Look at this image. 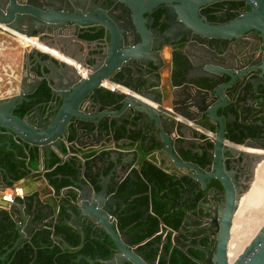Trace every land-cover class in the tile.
I'll list each match as a JSON object with an SVG mask.
<instances>
[{
	"label": "water",
	"instance_id": "obj_1",
	"mask_svg": "<svg viewBox=\"0 0 264 264\" xmlns=\"http://www.w3.org/2000/svg\"><path fill=\"white\" fill-rule=\"evenodd\" d=\"M220 1L233 0H0V32L19 39L21 36L36 38L72 61L68 63L25 46L27 62L22 72L21 93L15 98L0 100V133L5 131L38 147L43 162L53 151L70 159L71 154L62 150L68 138L80 150L114 142L111 124L115 122L120 128L147 132L148 141L152 138L159 145L154 158H159L161 169L176 175L177 165L189 169L184 152L192 153L195 140L201 137L200 131L188 126V123L194 124L215 135V141L209 143L212 151L207 150L208 144L201 147L200 156H205L214 166L194 169L197 178L193 189L206 190L207 180L216 179L223 188L218 203L225 202L220 217L214 212L218 216L214 221L217 230L213 232L216 247L194 248L205 255L204 264H264V222L239 257L229 259L235 215L254 182L240 193V187L234 184V172L219 158L221 151L233 148L231 145L258 152L263 149L254 142L239 145L227 140L226 125L234 128L237 118L233 113L220 115L218 112L229 104L228 88L235 80L228 71L227 48L249 36L261 43L264 53V0H234L242 1L249 11L226 22H218L217 16L215 22L202 9ZM157 9L163 14L155 27L153 12ZM162 26H165L163 31ZM84 31L103 32L104 36L101 41L83 40L80 35ZM183 39L189 45L183 53L190 71L184 79L173 78L171 89L155 90V86L161 85L158 77V71L164 66L161 52ZM92 46L95 50L91 54L81 53L82 49L89 51ZM31 54L42 75L33 72ZM40 55L47 59L43 60ZM83 70H88L86 77L82 76ZM258 70L263 76L264 55ZM228 78H231L229 82ZM204 79L212 81L213 86L203 88L196 84ZM44 80L52 93L49 111L43 113V106L39 105L26 117L16 116L13 111ZM260 82L264 85V78L258 77L256 83ZM105 84L118 85L125 92L117 88L110 90ZM107 92L114 98L106 97ZM135 116L141 117L135 126L125 124ZM202 134L208 138L206 133ZM253 154L260 157L255 164L258 167L264 155ZM135 156L131 154L130 162L135 161ZM117 157H113L115 166L111 173L101 177L100 191L88 183H78L79 212L70 224L80 230L85 219L112 238L116 253L106 264H158L133 243L134 234L119 229L117 209L123 205V199L109 193V185L120 166ZM42 183L48 185L46 179ZM6 188L15 189L14 186ZM188 195L191 196L190 191ZM30 202L17 196L1 205L15 216L20 235L16 244L31 239L34 230L41 228L34 222ZM166 243L164 238L157 244L160 254Z\"/></svg>",
	"mask_w": 264,
	"mask_h": 264
},
{
	"label": "trees",
	"instance_id": "obj_2",
	"mask_svg": "<svg viewBox=\"0 0 264 264\" xmlns=\"http://www.w3.org/2000/svg\"><path fill=\"white\" fill-rule=\"evenodd\" d=\"M162 14L163 11L154 14L155 27L160 24ZM161 30H165V26H162ZM103 36V32L92 34L84 31L80 38L97 41ZM40 57L43 60L47 59L45 55ZM30 59L36 62L33 54ZM172 66L174 77L184 79L189 66L179 48L173 50ZM33 71L42 75L38 63ZM196 84L203 88H211L214 83L204 79ZM238 94L236 97L235 94H230L231 99L235 98L230 108L237 122L234 123V128L226 125V139L239 145H244L249 140H264V114L257 116L255 113L250 118L254 109L244 113L241 106L243 96ZM106 97L114 98L110 92L106 93ZM51 98V89L44 80L37 91L18 105L13 113L18 117H26L39 105L43 106L42 111L49 110ZM116 101L117 99L110 104ZM258 101L264 104V90L260 92ZM140 118L135 116L125 121V124L135 126ZM111 128L114 143L119 145L126 140L127 145L123 148H134L136 155L134 162L136 167L131 169L129 175L122 177L115 174L109 185V193L123 199V205L117 209L119 229L134 234L133 243L139 245L141 251H145L148 259H154L158 264H204L205 255L188 244L194 235L191 233L189 213L196 214L195 201L200 200L202 194L196 195V200L190 202L191 205H178L181 197L178 179L176 175L164 171L154 162V154L159 148L154 139L148 141L147 132L120 128L115 122L111 124ZM66 142L72 143V139L68 138ZM62 150L71 154V158L67 159L53 151L42 162L38 147L31 146L5 131L0 133L2 183L7 187H13L17 182L32 175L42 176L48 182L41 193L25 198L31 201L29 209L35 214L34 222L43 226L40 230H34L31 241H20L16 244L20 237L17 223L9 210L0 208V257L3 258L0 264H106L105 261L115 255L116 247L112 238L97 226L85 219L82 220L80 230L70 224L73 216H77L79 212L78 183L80 181L83 184L88 183L96 191H100L101 177L108 176L115 166L110 160L111 153L104 151L87 155L85 159L81 156L80 149L73 145L68 147L65 144ZM242 150L264 154L251 149ZM261 169L244 209V213L247 212L246 218H251L248 219L250 222H258L264 213L262 192L264 169ZM213 184L220 185L216 179L213 180ZM164 238L167 239V243L160 254V249L156 246ZM199 244L208 247V240L203 239Z\"/></svg>",
	"mask_w": 264,
	"mask_h": 264
},
{
	"label": "flooded vegetation",
	"instance_id": "obj_3",
	"mask_svg": "<svg viewBox=\"0 0 264 264\" xmlns=\"http://www.w3.org/2000/svg\"><path fill=\"white\" fill-rule=\"evenodd\" d=\"M159 10L160 9L155 10L153 14L159 12ZM246 11H249V8L242 1H234V0L214 2L211 5H208L202 9V12L206 13L209 16V18L215 22H217V18H216L217 16H219L218 22H226L230 20V18H236ZM243 39L242 42L233 44L228 48L225 47V49L226 48L228 49L230 55V59L228 60L227 63L228 71L231 72L232 77H235L233 84L230 85V87L228 88V93L229 95L235 94L234 97H236L238 93H239L238 95L241 94L243 96L241 102L243 112L248 113V110L251 111L252 109H254V112L250 114V118H252L255 115V113H257L256 114L257 116H261L264 114V104L262 105L258 101L260 98V92L264 90V85L262 82L258 84L256 83L258 77L264 78V75L262 76V73H260L258 70V67L261 64V60L263 58L264 53L261 47V43L258 40L249 36ZM30 42L31 41L29 40V43ZM32 45L38 46V43L37 44L33 43ZM187 46L189 45L186 44L185 40L183 39L179 43H176L174 47L170 49L174 50L175 48H179L181 52H183L184 48ZM188 49L191 50L190 47ZM44 51H47L50 54L58 57L59 59H62L60 56L54 54L46 47H44ZM35 65H37L36 62L31 63L32 70L35 67ZM189 71L190 68L188 72ZM173 78H175L174 75ZM230 80L231 78H228L227 82H229ZM246 91H248L249 93L247 94ZM234 102H235V98L234 99L230 98L228 104L229 106L227 105L224 109H222L223 110L222 113H220L221 110H219L218 111L219 114L223 115L225 113H232L230 107H232L231 103ZM37 107L38 106H36L35 109L30 114H32ZM212 139L213 140H209L208 138L206 139L204 136L201 135L200 139L195 141V144L192 147V151H191L192 153L184 152V155L190 165L189 169L185 168L184 166H179V165L176 166L177 169L176 177L178 179V185L181 192V197L177 202L178 205L180 206L187 204L191 205V203L196 200L195 199L196 195L202 194L200 200L198 199L195 201L196 214H194V212L189 213V222L192 224L191 233H193L194 235L188 244H191L193 247L201 246L199 242H201V240L203 239H207L208 247H204L207 249H213L216 247V235L213 234V232L216 231L217 229H216V225L214 224V221L217 216L215 214L216 212H218L219 217L224 212V208H225L224 200L223 202L218 203L220 196H222L221 190H223V188L221 184L220 185L213 184L214 179L207 180L206 190H204L203 187L202 188L199 187L195 189H193V187L195 185L194 181L197 178L196 177L197 174L194 171V169L199 167L201 170H203L205 168H212L214 166L212 165V163L210 164L206 160L205 156H200L202 150L201 147L204 146L205 144H208V146H210L209 145L210 141L211 142L215 141L214 135ZM252 142L256 143L257 146L261 147V149H263L261 152L264 153V140H259V139H257L256 141L249 140L246 141L245 144ZM207 150L212 151L211 146L208 147ZM250 154L251 153H247V152L236 153L234 147L228 149L227 151H221L219 153V158L222 164H224L229 171L234 172L235 174L234 184L240 187V193H243L249 187V184L252 180V173L254 170L253 168L255 167L256 162L260 159L259 156L254 157L251 156ZM258 169L256 171V175L258 173ZM189 191L191 192V196L188 195ZM244 209L245 206L243 207V213H244ZM243 213L239 212L238 219L234 224L233 234L235 239H237L236 240L237 244H242L241 239L248 236L251 228L255 227V225L257 224V222H253L252 225L248 224L250 221L246 218L247 216L245 214H247V212H245L244 214ZM13 217L15 219L14 215ZM253 220L254 218L252 219V221ZM37 225L41 226L40 229L43 228L42 224H37ZM248 228L249 230H247ZM40 229H35V230H40ZM31 239L28 240L24 239L20 241H31Z\"/></svg>",
	"mask_w": 264,
	"mask_h": 264
},
{
	"label": "crops",
	"instance_id": "obj_4",
	"mask_svg": "<svg viewBox=\"0 0 264 264\" xmlns=\"http://www.w3.org/2000/svg\"><path fill=\"white\" fill-rule=\"evenodd\" d=\"M7 37H8L7 35L0 33V38L6 39ZM29 40L31 41L29 43L30 45H32L33 43H35V44L38 43V42H36V40H33V39H29ZM80 45H81V47H83V44H80ZM19 50H17V51L19 52ZM94 50H95V48L92 46V48L89 51L82 49L81 53L86 51V52H89L91 54L92 51H94ZM18 52H17V54L20 55V53H18ZM23 54H24L25 59H24L23 66H21L22 71H23V68L25 67L26 62H27L26 52L24 51ZM31 55H30V57H31ZM50 55H52V54H50ZM160 57H161V60L164 64L163 68L158 71V77H159L161 85L159 87L155 86L154 89L165 91V90L171 89L172 84L174 82L173 81V69H172L173 68V66H172L173 49H170L168 47L165 48L161 52ZM9 58L11 60H14L12 56H10ZM15 58L18 59V57H15ZM68 63H70V62L68 61ZM39 70L41 71L40 67H39ZM83 71H85V70H83ZM146 103H149V102L146 101ZM46 112H48V109L43 111V113H46ZM188 126L192 127L193 129H195L197 131H200V135H203L202 133H206V135L208 136V139L211 138L210 140H213L212 139L213 138L212 133L209 134V133L197 128L194 124H191V123H188ZM214 137H215V135H214ZM197 140H195V141H197ZM124 145H127L126 140H123L119 145H116L114 142H110L109 144L103 143L98 148H85V149H81L80 151L82 153L81 156H83V157H85L87 155L98 154V153H101L104 151H109L111 153L110 160H112L113 162L115 160L114 159L115 155H117L120 166L117 168V171L115 174H119L122 177H126V175H129V173L131 172V169L136 167V163H134L135 161L130 162L131 161V154L134 153V148H123ZM66 146L69 147L70 145L66 143ZM85 159H86V157H85ZM128 162H130V163H128ZM154 162L160 166L159 158H154ZM125 166H127L126 169L124 168ZM261 167H263V169H264V163H261L257 167V169L261 168ZM42 168H41V170H42ZM43 179H45V178H43L42 176H38V177H35L33 175L29 176L26 179H23L20 182H18L17 184H15L14 190H9L8 188H6L7 186H5L0 181V208H2L1 207L2 204L10 203V201L14 197H17V196L21 197L22 196L25 199V198H28V197L35 195L36 193H41L43 191V189L46 188V186H47L46 183H42ZM41 198L45 199V197H41Z\"/></svg>",
	"mask_w": 264,
	"mask_h": 264
},
{
	"label": "built area",
	"instance_id": "obj_5",
	"mask_svg": "<svg viewBox=\"0 0 264 264\" xmlns=\"http://www.w3.org/2000/svg\"><path fill=\"white\" fill-rule=\"evenodd\" d=\"M2 34H5V33H2ZM8 37L12 41L7 42L6 39L0 40V52L2 54V57L3 58L5 57V59H7L8 50H13L16 48L14 44H16L18 48L23 49L25 47L24 42H22L19 38H14L11 36H8ZM87 73H88V70H85V73L83 72L82 76L86 77ZM21 78H22V74H21L20 67L18 68L17 66L15 67L12 66L9 61L6 62L4 60V62H2L0 60V100L15 98L20 95ZM116 86L119 87L118 85ZM110 90H114V88ZM66 143L69 145H72V143H68V142Z\"/></svg>",
	"mask_w": 264,
	"mask_h": 264
},
{
	"label": "bare ground",
	"instance_id": "obj_6",
	"mask_svg": "<svg viewBox=\"0 0 264 264\" xmlns=\"http://www.w3.org/2000/svg\"><path fill=\"white\" fill-rule=\"evenodd\" d=\"M20 38H21L20 40L25 43V46L27 44H29V39H33V40H36V42H38V46H33V48L38 49V50H40V51H42L44 53H48L47 51H44V47H46L48 50L52 51L50 48L45 46L43 43L39 42L38 39H36V38H25L23 36H21ZM52 52L62 58V59H59L58 57L52 55V56L56 57L57 59L62 60V61L63 60L66 61L67 60L70 63H72V61H70V59L64 57L62 54H60L58 52L55 53L54 51H52ZM48 54H50V53H48ZM105 86L108 89H113V88L116 89L117 88V89H120L121 91L125 92V90L123 88L117 87L114 84H105ZM231 146L234 147V149H238V150L245 149V147H236V146H233V145H231ZM243 151H245V150H243ZM261 168H263V167H261ZM261 168L258 169V173H257V175L255 177V181L252 184V186L250 187L249 191L241 199V202L239 204V209H238V211H237V213L235 215L234 224H235L236 220L238 219L239 212L243 213V207L246 204H248L247 202H248L249 194L252 192V190L254 188V185H255V183L257 181L258 175L260 174V172L262 170ZM263 219H264V213L259 217L258 222H257V226L252 229V232L250 233V235H248V236H246V237L241 239L242 240V244H237L236 243L237 239H235L234 234H233L234 233V225H233V229H232V233H231V241H230V245H229V259H231L233 261L237 257H239V255L242 253V251L245 249V247L250 243V241L257 234L258 230L261 228V226L263 224Z\"/></svg>",
	"mask_w": 264,
	"mask_h": 264
},
{
	"label": "rangeland",
	"instance_id": "obj_7",
	"mask_svg": "<svg viewBox=\"0 0 264 264\" xmlns=\"http://www.w3.org/2000/svg\"><path fill=\"white\" fill-rule=\"evenodd\" d=\"M0 40H2V38H0ZM6 40H7V42H10V41H12L10 38H6ZM14 46L16 47H14L15 49H13V50H8V54H7V59H5V57L3 58L2 57V54H1V52H0V60L2 61V62H4V60L6 61V62H10L11 63V65L12 66H17L18 68L20 67V69H21V66H23V63H24V59H25V57H24V54H23V52L25 51V49L23 48H18V46L16 45V44H14ZM26 46H31V47H33L32 45H26ZM20 49V50H19ZM17 50H19V52L17 51ZM17 52L18 53H20V55H18L17 54ZM10 56H12L13 57V59L14 60H11L9 57ZM18 57V59L17 58H15V57ZM8 60V61H7ZM17 69V68H16ZM22 70H21V74H22ZM247 150H249V149H247ZM235 151H236V153H243L244 151L243 150H238V149H235ZM249 155V154H248ZM251 156H254V157H256L254 154L252 155V153L250 154ZM260 155H262V154H260ZM264 155V154H263ZM256 165H255V167L253 168L254 170H253V173H252V180H251V182L253 181L254 182V180H255V176H256ZM249 220H251V218L249 217L248 218ZM263 222H264V219H263ZM250 223V222H249ZM252 223L253 222H251L250 223V225H252ZM255 225V224H254ZM257 226V224L255 225V227ZM247 230H249V228L247 229Z\"/></svg>",
	"mask_w": 264,
	"mask_h": 264
}]
</instances>
